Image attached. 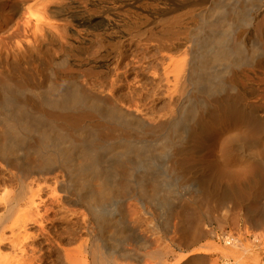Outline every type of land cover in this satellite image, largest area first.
<instances>
[{"label":"bare ground","instance_id":"obj_1","mask_svg":"<svg viewBox=\"0 0 264 264\" xmlns=\"http://www.w3.org/2000/svg\"><path fill=\"white\" fill-rule=\"evenodd\" d=\"M168 1L169 0H0V26L3 27L2 30L4 29V27H8V26H11L10 28L12 29L9 32L6 30L7 33H5V34H7V35L3 34V31H5V29L3 31L1 30L2 33H0V34L1 35L3 34V36L0 35V46L1 47L3 46L5 48L6 46H9L6 44H11L10 46L13 47V50H11L10 52H8L9 50L8 51L5 50L3 52H1L2 50L0 51L1 52L0 53V75L3 77L4 82L7 83L8 85H11V86L18 85L23 89L21 91L19 90V92H17V93L12 91V89H8L7 88L8 85L7 86L3 85L4 84L2 81L3 79H2V77H0L2 79V80L0 79L1 80L0 81V123L3 124L2 129H1L2 134L7 135L9 137V140H12V143H13V139H18V141L20 142V140H22V139L23 140L24 139H32V137H33L32 135L36 134L39 137V140H38L39 141V144H38L39 149L49 145L48 141L51 140L49 138L51 137V134L53 132H55V134L56 133L59 134L60 137H63L66 140L64 142V140H62V138H61V140L63 142H60V143L55 145V147L57 146V150L54 148L55 153L53 154L52 158L55 157L56 152H57V154L62 153L61 155H64V159L62 160V163L64 162V164H69L70 169H71L70 158H71V154L73 153L72 152L73 151V149H72L73 144H74V142L80 143L81 142V135H83V133H86L87 131L92 133L91 136H93V138L92 137H90V138H92L94 140V142H92V140H91L92 145L89 148L90 151L100 149V148L102 149V148L107 146V147H111L113 149H120V148H122V149L129 148L130 149V148H133L136 150L137 149L140 150V148H141L143 152H145V151L150 152L151 151L150 146L152 145V147H153V145H155L158 148L157 149L158 153L163 152L160 154L161 155L163 154L164 157H167V161L163 167L165 169V171L161 168V171L165 172V176H164V174L162 175V176H164L163 178H165V180L163 181L162 180L163 178L159 177V178H161V181H163L165 183L164 184L165 187H163L162 189L155 187L151 191H145L144 189H138V190H140V193H139L140 195L138 194V198H137L136 194H133V195H134V197L137 198L136 201H138V204L140 203L143 213L146 214L147 216H149V215L150 216H156V215L152 214V213H155L154 211H152V209H148V210L152 211V213H151L147 210V208H145L147 206V203H148V206L149 205H151V207H152V205L156 206V208L154 207L155 209L153 207L152 208L154 210L158 211V213L156 212L157 216L155 217L157 222H158L157 227H160V229H161L160 231H162L163 237L165 239H167L169 242V245H170L169 250L170 251L168 250V253L164 252V251H163V253H160L158 251L155 252V250H153V252H150V251L144 252L143 250H144V246H145L144 244L145 243H142L139 241L136 242L137 245L135 244L136 247L134 249L133 248L130 249L127 247L128 241L130 240V237L124 231V230H126L125 227L128 225V224L126 225V219L124 218L125 215L122 216L121 213L118 212L119 208H118V210L114 209V208H116V207H114L115 205L113 203H110V202H112V200L114 198L113 195L115 194V192H114L115 189L105 188V190H103L101 192H93V191H91V189L89 187L91 192H89L87 190L85 191L90 179L94 175H101L102 174L100 172L101 168L99 169L100 164L97 165V163H96L97 160L93 159V162L91 161L90 166L86 164L89 167L88 170H86L85 168H84L85 170L81 169L83 167L80 168L79 166H78L79 168L72 167V169H74V170L69 169L70 173L66 179L62 175L54 174L52 176L53 186H51L52 188L49 186L51 188L49 191L50 200H52V202L54 201V202L58 203L57 205H59L61 203L60 200L68 199V194H70L69 190L71 188L74 189L76 196L79 199L78 201L80 202V200H81V203L83 202V204L84 203L86 204L84 209L81 210V212L78 214L82 213L85 216H86V214L88 216L90 215L93 220H96V221H93V220L92 221L94 223H96L97 226L96 225L95 226L97 227V230H98L97 233L95 232L96 234L94 235L93 242L90 246H88V244H86V242H81L77 248H73V249H66L65 248L64 249V251H65L64 252L65 264H120L121 260H126V259H129L132 263H137L140 260V258H144V257H148V258L154 257L157 260L155 262H157L158 264H162L163 262H164L163 264H204V259L201 255V253L199 252V250H198V252L192 251L193 253H190L191 251L189 252V248L193 245L195 246L197 244H200L201 237H203V235H204V233L202 232V223L204 222V220H203L204 216L207 217L208 212L211 209L214 210V209H218V208H224L225 207L224 202L229 200V199L224 200V202L222 200L220 202L218 200V197H219L218 192L216 191L217 188L216 189L214 188L216 185L212 186V184H210V182L208 181L209 184L211 185L210 186L209 184L206 183L205 178H204V180H202V179H200V177H197L198 178V184L196 186H195V183H197V180H196L197 178L194 179V180H196V182L194 181L195 187L193 186L195 189L193 190V192L191 191L192 192L191 195L186 194L184 192V189L186 186L185 180L189 177L188 176L189 172H187V169H189V168H186L188 166L186 165V167H185V165L182 163V161H180L179 159H176L175 155L177 154L180 156V154H189V151L192 150L193 147L196 149V147L198 146L199 140H198V142L193 141V143L191 142L192 143L191 144L187 140H186L187 141L186 142L185 139L189 138L192 134H193L192 136L196 135L197 139L202 137L201 136L202 133L200 132V127L197 124L198 121H196V123L193 124L191 127L187 126L185 128V131L183 132L184 135L180 134L181 139H179L180 136L178 134H177L178 139H176V137H174V138L170 137L172 135V132L170 133L171 135L169 134V132L173 129L172 127H174V126H171L172 129L170 130V128L167 125L165 127L164 126L161 127L159 125V127H161V129H160L161 133L158 132L159 129L157 127V130H158L157 132L159 134L153 130V131H151L152 133L149 134L151 136L147 135V139H146V137H145L146 134L144 135V134H142V132H140L138 130L139 124H137L138 125L137 126L134 123V120H132L133 118L131 117L130 113H125L124 112L125 110L123 111L122 109H120L117 106V103L120 102V99H122V101H124V102L126 101L127 104L132 105L133 106L132 108H134L135 106L138 107L139 103H141L140 96L138 97L137 96L138 94L136 93L137 90H140L138 88H139V85L141 83L139 82V79H137V78H139L141 75L138 76L139 74L134 73L136 75L135 76L133 75V77H132L133 81L130 80L131 82H129V79L131 78V77L129 78V76H130L129 73L131 71L129 72V68L123 69V67H126L128 65H126V66H122L123 64L120 65V66H122V68L119 66L120 63H123V61H125L124 58H125V56H127L126 54H129V53H126L125 50L126 49L128 50V48L130 49V47L126 48L125 50L121 49L123 43L128 41L129 42L128 44H132V45L138 44L137 47H139V45H141V47L145 46L146 49L148 48L147 50H149L151 47H154L153 49H155V47L156 48L158 47V49L161 51V54H162L161 57L162 58L158 56L159 54H156L159 57V59L157 57L158 60H156V58H155L156 61L155 60L154 61L157 64V61H160V59L162 60L161 61L162 67H163L162 69L165 73V74L164 73H162V74H163V76L167 75L166 77L164 76L165 78H163V80H167L166 82L171 81L172 79L169 80L168 78H169L170 74H173L171 77L174 79V81L179 82V80H181L182 76L185 75L184 73L187 71L186 70L187 64L185 62L187 60L181 59L180 56L178 58V53L180 52V50L183 47H185L187 41L191 40L194 43V46H196V47H194L192 49L193 50L192 51L193 57L191 56L192 61H190V64H188L187 68L189 70L190 76L193 78V81L195 80V81L201 82L200 80L202 78H205V76H207V77L210 76L209 73L211 72L213 65L216 63H219L223 67L222 70L218 71L214 75H215V79L217 80V87L220 88L219 90H222L223 92H226V93H222V91H221L222 94L220 93L218 96H217V94H215L216 97H214L215 95L214 96L211 95V97H214V98H211L212 99L211 102H212V104H214L216 106L213 109L217 108L218 112L222 113V115L224 114V115L230 116L231 119L234 118L233 121H236L235 119H242V120L246 119V120H248L250 122L249 125L247 124L248 126L252 125L251 128H254L255 130H257L258 132H260L264 135V118L260 115L261 112L259 113L258 111H255V109L254 110L248 109L249 107L245 108L242 104L243 103L242 102L243 97L238 92V83H237L238 81L236 79H238L237 77H239L242 73L243 69L241 70L239 67H240V64H242L243 62L240 63L237 59H239V57H240L239 55L245 51V43H244V37H243V32H242V28L244 26H238L237 25V27H235V28H237V30H236L237 32H236L235 29H233L234 27L232 28V26H234V25H232L229 22L230 20L228 21L227 19H225V21L227 20V22H229V23H226L224 21V19H222L223 17H221V15H218V17H221L220 19H222V21L219 19L220 22H214V21L210 22L212 19H210V21H208V17L210 18L211 15H208L207 14L208 12L207 13L203 12L204 13L203 14L197 8H194L191 12L188 11L189 13H186L184 15H180V14L179 15L178 14L173 15L169 11L165 12V13H161V12L158 13L157 11L154 10L155 12H153L152 8H153L154 4L155 5L161 4L162 8H164V7H167L170 5L169 4L170 1L169 2ZM57 3H60V5L61 4L62 5L60 7H58L59 4L57 5ZM63 4H64V6H63ZM73 4L75 5V8L77 9V12L79 14H81V15L84 14V15H82L81 18H79V20L82 21L83 23H86L88 21V23H89L88 26H86V25L81 26V25H79V23H75V24L73 23V22L79 21L78 19H76V16L73 13H71V11H70L72 8L71 5H73ZM191 5H193L195 7L199 4H191ZM154 8H156V7L154 6ZM217 9L219 10V8L215 7V9L213 8V9H211V11L210 10L209 11L213 13ZM222 9H221V11H222ZM72 10H73V8H72ZM210 12H209V14H210ZM216 12H215V14H216ZM225 12H227V11H225ZM87 13H89V14H87ZM215 14L213 13V15H215ZM87 15H89V17ZM154 15H157L159 18L154 17ZM184 17H187V18H184ZM235 17H234V19H235ZM215 18H216V16H215ZM155 19H157L160 22V24L159 23L156 24L154 22ZM187 19L190 20V23L186 22ZM238 19L241 20L240 18H238ZM243 19L240 22L244 25L246 23V21ZM250 19L251 18H249V20ZM216 20H218V19H215V21ZM261 20H262V18H261ZM259 22H260V20H259ZM69 23H73L75 26L71 27V25ZM224 23L226 25H224ZM222 24H223V26H227V27H225V30H219V26ZM261 27L262 26L256 24V27H255L256 30H255V32H253L254 38L262 35ZM226 28L227 29L232 28V30H234L236 33L235 34L233 33L234 35L231 36L232 34L229 35V31ZM182 29H184L183 30L184 31L183 34L185 37L184 41L183 40L174 41L173 40L174 38L172 39V37L173 36L175 37V35H178V33H179V35L182 34V32H183V31L181 32ZM80 31L84 32L83 37H87V38H89V40L94 41V42L96 41L99 45L102 44L105 47L104 51H101L99 53V55L92 60L91 59L85 60L82 57L78 56V55L81 56V54L84 53V51L87 47L86 43L83 41L82 42L81 41L75 42L74 44H69L66 47H62V44L61 45L57 44V42L59 40L56 39V33L62 34L63 37L67 36L69 38L75 37V38L80 39L82 37V34L80 33ZM230 33H232V32L230 31ZM170 37H171V40H170ZM181 39H183V38H181ZM177 40H179V39H177ZM261 40H262V38H261ZM125 44H127V43H125ZM157 44H160V46H158ZM99 45H98V47H99ZM7 48H5V49H7ZM158 49H155V50L158 52ZM150 50L152 51V48ZM250 50L253 54L256 52H259L258 54L261 53L264 56V48L260 49L259 47H251ZM153 51H152L151 55H155V53H157V52L154 53ZM94 52L92 55L95 56V54H97V52L96 53H94ZM57 53L61 54L62 56L61 57H55V54H57ZM72 53H74V54H72ZM68 54H71L72 56L77 55V57L75 56L74 60H70V58H68L69 57ZM183 54H185V53H183ZM44 56L47 57L46 60H48L47 62H49V66L47 65L48 70H51L49 68L55 69L58 67L62 69L64 67L66 68V66L70 65L71 66L70 68L75 69L76 72L81 71L82 73L78 76V78L80 77L84 83V85H83L84 91L82 93H81V91H80V93H78V91L75 92L74 87H72L73 93L70 95L66 94L64 87L66 86V87H69L68 89H70L72 84L78 82L77 80H76V82H74V79L77 76L75 75L76 77L74 79H70V78H65L63 76L57 77V75H58L57 74L55 76L57 77L58 80H55V79H53L54 73L52 70L49 72L50 75L48 74V78H46V81H44L45 82L44 85H42L41 80L44 79L43 78L44 71H45L44 66H46V65L43 66L44 61H42V60H43ZM127 58H126V60H128ZM130 58L132 59V57H130ZM153 59H152V61H153ZM240 59H241V57H240ZM252 59H253V56H252ZM149 62H151V61H149ZM129 63H131V61ZM160 63H158V65ZM263 64H264V58L262 61L258 62L256 65L262 66ZM155 65L154 64H148L146 66V68L148 69L147 71H150V72H148V74L150 73L152 78L154 77L153 75H156V73H157V72H155L157 69L154 70V68H157L156 67L157 65L156 66ZM248 65H250V64H248ZM159 67H161V64L159 65ZM141 68H142V66H141ZM146 68L144 66L143 70L146 71ZM45 69H46V67H45ZM136 69H138V68L136 67ZM140 70H138V71H140ZM140 73H142V72H140ZM212 73L213 72H211L210 74H212ZM142 75L144 76V72ZM214 75L210 78H214ZM207 77H206V79H207ZM226 77L228 78L227 80H226ZM124 80L127 83L126 84L127 88H125L124 84H122V82ZM203 80H205V79H203ZM203 80H202V83H204ZM159 81H161V80H159ZM208 81L210 82V80H208ZM151 82H152V79H151ZM206 82H207V80H206ZM168 83H170V82H168ZM213 83H212V85H213ZM161 84H163V83H161ZM168 85H170V84H168ZM194 85H196V84H194ZM209 85L211 86V82ZM79 86H81V85H79ZM122 86H124V87H122ZM183 86L181 85L182 88H183ZM210 86H208V87H210ZM171 87L169 89H171ZM187 87H188V85H187ZM136 88H137V90H136ZM141 88L143 89V87H141ZM142 89H141V92L143 91ZM213 89H214V87H213ZM213 89H211V90H213ZM78 90H80V89H78ZM194 90L197 91L196 89H194ZM214 91H216V90L214 89ZM217 91H218V89H217ZM69 93H71V92H69ZM200 93L202 94V92H200ZM44 94L54 95L55 98L50 99L49 95L45 97ZM241 94H243V92ZM139 95L142 96V94H139ZM143 96L141 99H143ZM148 96H150V95H148ZM198 96H199V98H201L200 95H198ZM98 97H103L104 100H107L111 104V106L103 105V107H102V103L97 99ZM146 99H147V97H146ZM172 99H174V98H172ZM243 99H245V98H243ZM164 101H166V100H164ZM199 101H201V100H199ZM63 102H64V105L62 106L61 104ZM202 102H200V103H201V107L204 110H206L208 107L210 108L211 104H210V106H207V108H206L205 104ZM167 103H168V101H167ZM193 103H196V102H193ZM209 103H210V101H209ZM46 107L48 109H46ZM144 107H146V106H144ZM193 108H191V111L195 110ZM182 109L180 108L181 111H182ZM187 109L189 111V108H187ZM211 110H212V107H211ZM183 111H182V113H184ZM191 111H190V113H191ZM136 112H138V111H136ZM262 112L264 113V111H262ZM211 114H213V113H211ZM217 114L219 115V113H216V116H217ZM150 115H151V112H150ZM187 115H189V112ZM192 115H195V114H192ZM192 115H191V117H195ZM214 117H213V119H214ZM227 118H229V117H227ZM193 119L194 118H192L191 120H193ZM137 120H139V119H137ZM204 120H205V118H204ZM209 121H211V120H209ZM189 123H190V121H189ZM205 126H207V125H204V127ZM140 127L142 128V126H140ZM154 127H155V125H154ZM154 127H151V128H154ZM166 127H168V128H166ZM177 128H178V126H177ZM181 129H182V127H181ZM181 129H180V131H181ZM246 129H248V128H246ZM163 130H164V132H163ZM182 130H184V128ZM174 131L176 132V129L173 130V134H174ZM178 131H179V129H178ZM247 132H250V131H247ZM149 137L151 138V140L149 139ZM105 138H107L108 140L106 141ZM176 140L177 141L183 140V142L181 144L177 145L178 142H176ZM247 141H248V139H247ZM230 142H232V141H230ZM16 143H14V144H16ZM76 143H75V146L79 145ZM38 146H36V147L38 148ZM236 146H238V145H236ZM244 146H246V145H244ZM247 146H249V143ZM252 146H250V147H252ZM11 147L12 146H10L9 144L1 145L0 146V154L2 155L4 153H6ZM80 147H82V146L80 145ZM144 147L145 148L147 147L149 149L146 148V150L144 151V149H145ZM32 148H34V145L32 146ZM86 148H87V145H86ZM31 150H33V149H31ZM34 150H35V148H34ZM28 151H30V150H28ZM193 151H192V153H193ZM93 152L95 153V151H93ZM137 152H139V151H137ZM235 152H237V151H235ZM132 153H134V152H132ZM149 155H150V153H149ZM163 155H162V157H163ZM241 155H243V153ZM73 156H72V158H73ZM135 156H137V155H135ZM138 156H140V155H138ZM96 157H97V155H96ZM147 157H148V153H147ZM237 157H236V160H237ZM142 158H143V156H142ZM154 158H153V160H154ZM156 158H158V156ZM46 159L47 158H45V160ZM90 160H89V162H90ZM140 160L142 161L141 158H140ZM249 160L251 161V159H249ZM54 161H56V160H54ZM84 161L86 162V160H84ZM143 161H145V159ZM147 161L148 160H146V162ZM255 162H256L255 164H257L259 169H260L259 172H262V176L260 177L259 180L258 179L257 180L259 182L258 184H260V186H262V189H263V187H264V160L257 158L255 160ZM45 163H46V161H45ZM142 163H144V162H142ZM152 163H153V161H152ZM47 164L49 165V163H47ZM81 164H84V163H81ZM252 164H254V163H252ZM120 165H122V164L120 163ZM133 165H135V164H133ZM66 166L68 167V165H66ZM75 166H77V165H75ZM87 166H86V168H87ZM156 167L157 166H155V168ZM24 170L25 169H21V171H20V173L22 174V178H19L21 186L18 189V191L10 198L9 208H8V212H7V215L9 217L13 218L12 227L10 228L9 232H10V238H11V247L14 250V253L12 254L13 256H11V258H10V264H35L36 261L39 260V257L36 255V253L38 251L37 250L38 247L36 245L37 243L35 244V242H33V241L37 240V238H39V236H45V235L49 236L50 235V234H48L49 232H47L46 226L44 225V223L49 220V214H51V211L53 210L54 207H48L46 204L47 201L45 199H43V197L40 195V192L42 191V187H40L39 183L37 185L38 187L36 188V190H32V191L28 192V185H26L24 183L25 179L23 180L24 176L26 175V171H24ZM47 170H48V167H47ZM49 170L47 172H50ZM155 170H157V169H155ZM147 171H149V169H147ZM40 172H42V171H40ZM40 172H37L35 170L32 173L33 179L37 182H38V179L36 178L37 176L35 177L34 175L40 174ZM151 172H154V171H151ZM147 174H149V173H147ZM147 174H145V175L147 176ZM113 177H114V175H113ZM128 177H129V175H128ZM153 177H155V176H153ZM190 177H191V175H190ZM191 178L193 179L194 177H191ZM248 178H250V177H248ZM127 180H129V178ZM188 180H191V179H188ZM35 181H34V183H35ZM156 181H154V183H156ZM102 184H103V181H102ZM34 185H36V184H34ZM127 185H129L128 182H127ZM140 185H141V183H140ZM244 186H246V185H244ZM49 187L47 189H49ZM188 188H189V185H188ZM249 188L251 189V187H249V185H248V189ZM190 189H193V188H190ZM222 189H226V188H222ZM253 189H255V188H253ZM138 190H136V191H138ZM240 192H242V191H240ZM117 193H119V192H117ZM133 193H134V189H133ZM58 194H60V195L58 196ZM127 194H128V192H127ZM254 194H255V192H254ZM239 195H242V194H239ZM114 196L117 197L116 195H114ZM229 197H230V195H229ZM130 198H132V197L130 196ZM226 198H228V197H226ZM117 200H120V199H117ZM260 200L261 199H259V201ZM21 201H23L22 205H20ZM67 201H69V200H67ZM145 201H146V203H145ZM118 202H120V201H118ZM228 204H230V203H228ZM231 204L233 205V203H231ZM226 206L228 207V205H226ZM128 208H130V207H128ZM128 208L126 209L127 211H129ZM122 209H121V211H122ZM133 209L134 208H132V210ZM139 210H141V209H139ZM124 212H126V211H124ZM115 213H117V214H115ZM134 213H135V211H134ZM136 213H138V211H136ZM243 217H244L243 221H245L246 224L250 225V227L248 229L251 228V229H254L255 231H257L262 226V228L264 230V227H263L264 224H262L264 217L262 215H260V218L258 217L257 219H254L252 214H250L247 211V213H244ZM83 218L85 219L86 217H83ZM152 218L154 219V217H152ZM55 219H57V218H55ZM213 219H215V217ZM73 223H75V222L73 221ZM87 225H86V227H87ZM106 225H112L115 228H117V230H118V233L116 232L117 235L112 237V238L107 237L104 233V229H105ZM34 226L37 227V233L36 234H30L29 229L31 227H34ZM88 230H89V228H88ZM211 234H213V233H211ZM73 235H75L74 231H73ZM258 236H260V235H258ZM258 236H254V237L257 238ZM66 237L68 239L69 245L73 244L74 242H77L76 240L74 241V238L72 236V232H70L69 237L68 236H66ZM128 237H129V240H128ZM46 238H47V240L49 239L48 237H46ZM50 238L52 239V242L58 243V241H56V237L52 238V236H50ZM133 240L136 241L135 238ZM131 241H132V239H131ZM225 241L228 242L229 245L232 247V249L235 251H237L238 248H239L238 250H241V251H246V250L248 251V249L244 248L243 244L240 243L238 240H231L230 238L225 237ZM48 245H49V243H48ZM51 245H53V244L51 243ZM55 249H56V247H55ZM60 258H61V256H60ZM129 260H127V261H129ZM60 263H61V261H60ZM139 263H141V262H139Z\"/></svg>","mask_w":264,"mask_h":264},{"label":"rangeland","instance_id":"obj_2","mask_svg":"<svg viewBox=\"0 0 264 264\" xmlns=\"http://www.w3.org/2000/svg\"><path fill=\"white\" fill-rule=\"evenodd\" d=\"M169 1H170V3H169L170 5L167 7H164L165 9L162 8L161 4H158V5L154 4V6L156 8H154V6H153V8H152L153 12L157 11L158 13H160V12L165 13V12L169 11L173 15L174 14L184 15L186 13H189L188 11L191 12L194 8H197L201 13H203V12L207 13L208 12L207 14L211 15L210 18L208 17V21H210V19H212L210 22H212V21L220 22V20L222 21V19H224V21H225V19H227L228 21L230 20L229 22L232 25H234V26H232V28L234 27L233 29H235V31L237 30V28H235V27H237V25L238 26H244L242 28V32H243L244 43H245V51L239 55L241 57V59H240V57H239V59H237L240 63L243 62L242 64H240V67H239L241 70L243 69L242 73L239 77H237L238 79H236L238 81L237 82L238 83V92L240 95H242L243 98H245V99L242 98L243 106L245 108L249 107L248 109H253V110L255 109V111H258L259 113L261 112L260 115L264 118V113L262 112V111H264V64L262 66L256 65L258 62L263 60L264 56L261 53L258 54L259 52H256L253 54L250 50L251 47H259L260 49L264 48V39H263L264 38V29H263L264 28V0H169ZM58 4H59L58 7H60L62 5V4L60 5V3H57V5ZM191 4H199V5L194 7ZM63 6H64V4H63ZM71 6L74 10L73 11L71 8V10H70L71 13H73L76 16V19L79 20V18H81L82 15H84V14H82V15L79 14L77 12V9L75 8L74 4ZM215 7L219 8V10L218 9L216 10L217 12L214 10L217 15L215 14V12H213L215 15H213V13L210 12L211 9H213V8L215 9ZM221 9H222V11H221ZM225 11H227V12H225ZM209 12H210V14H209ZM87 14H89V13H87ZM218 15H221V17H223V18L220 19L221 17H218ZM87 16L89 17V15H87ZM212 16L214 18L216 16L215 19H218V20L215 21V19ZM154 17H158V16L154 15ZM234 17H235V19H234ZM237 17L240 18L241 20H239ZM248 17L251 18L250 19L251 21L249 20ZM184 18H187V17H184ZM261 18H262V20H261ZM242 19L246 21V23L244 25L240 22V21H242ZM227 20L225 22L229 23V22H227ZM259 20H260V22H259ZM79 21L73 22V23L74 24L79 23V25H81V26L82 25H86V26L89 25L88 21L86 23H83L82 21L79 22ZM154 22L156 24H158V23L160 24V22L157 19H155ZM186 22L190 23V20L187 19ZM73 23H69L71 25V27L75 26ZM256 24L262 26L261 27L262 35L254 38L253 32H255V30H256V28H255ZM224 25H226V24L224 23ZM8 27H4L5 31H3L4 30V29L2 30L3 27L0 26V33H2L1 32V30H2L3 34L7 35L5 33H7V31L9 32L12 30L10 28L11 26H8ZM225 27H227V26H223V24H222L219 26V30H225ZM232 28L231 29L226 28L229 31V35L232 34L231 36H233L237 32V31L235 32L234 30H232ZM183 30L184 29H182L181 32ZM230 31L232 33H230ZM80 33L82 34V37L80 39L75 38V37L69 38L67 36H66L67 37L66 38V37H63L62 34L56 33V39L59 40V41L57 40L58 41L57 44H59V45L62 44V47H66L69 44H74L75 42H80V41L85 42L87 47H86L84 53H82L81 56L78 55L79 57H82L85 60H90V59L92 60L95 57H97L101 51H104V49H105L104 45H102V44L99 45L96 41L94 42V41L89 40V38H87V37H83V34H84L83 31L82 32L80 31ZM183 33H184V31L180 35L178 33L179 36L175 35V37L173 36L172 39L174 38L173 39L174 41H180V40L184 41L185 37H184ZM3 34L2 35L0 34V35L3 36ZM181 38H183V39H181ZM261 38L263 41L261 40ZM177 39H179V40H177ZM170 40H171V37H170ZM191 42H192L191 40H188L185 47H183L180 50V52L181 51L182 52L178 53V58L180 56L181 59L187 60V61H185L187 64L186 65L187 71L184 73L185 75L183 74L184 76H182L181 80H179V82H176L171 77L173 74H170L169 78H168L169 80L172 79L171 81H168L170 83L166 82L167 80H163V78H165L167 75H164L165 76L164 77L162 74V73H164V71L162 69L163 68L162 62H161L162 60L160 59V61H157V64L155 62L162 55L161 51L158 49V47L157 48L155 47V49H158V52L155 49H153L154 47H151V48H152V51L154 50L153 51L154 53L157 52V53H155V55L159 54L158 55L159 57L157 55L156 56L151 55V53H152V51L150 50L151 48L149 50H147L148 48L146 49L145 46H142L143 48L141 47V45H139V47H137L138 44H133V45L128 44L129 43L128 41L125 42L127 44L123 43L122 48H121L123 50H125L128 47H130V49L133 46L134 47L131 50L129 48H128V50L127 49L125 50V52L129 53V54H126L127 56H125V58H124L125 61H123V63H120L119 66L122 64H123L122 66L128 65L126 67H123V69L129 68V72L131 71L129 73L130 74L129 78L131 77L129 79V82L133 81V79H132L133 75L134 76L136 74H139L138 76L141 75L139 78H137V79H139V82L141 83L139 85V88L137 87L140 90H137V88H136V90H137L136 93L138 94L137 95L138 97L140 96L141 103H139V106L137 105L138 107L135 106L134 108H132L133 107L132 105L127 104L126 101H125L126 102L125 103L124 101H122V99H120V102L117 103V106L120 109H122L123 111L125 110L124 111L125 113H130L131 117L133 118L132 120H134V123L136 125L139 124V126L137 125L139 127L138 130L140 132H142V134H144V135L146 134V136H145L146 139H147V135L152 133L151 131L154 130L157 132L158 131L157 127H158V129H159L158 132L161 133V131H160L161 127H163V126L165 127L166 125L170 128V130L173 128L169 132V134L172 132V135L170 134L171 135L170 137H172V138L176 137V139H178L177 136L179 135L180 136L179 139H181L180 134L184 135L183 132L185 131V128L187 126L191 127L193 124L196 123V121H198L197 124L200 127V132L202 133L201 134L202 137L197 139V136L196 135L192 136L193 135L192 134L189 138L185 139V141L187 140L190 143L191 142L193 143V141L198 142V140H199L198 146L196 147V149L192 146L193 149L189 151V154H180V156L177 154L175 155L176 159H179L180 161H182V163L185 165V167L187 165L188 167H186V168L190 169V170L187 169V172H189L188 173L189 177L185 180L186 186H185L184 192L186 194L191 195V193L195 189L194 187L198 184V178L197 177H200V179H202V180H204V178H205V181L207 184H209V182H210V184H212V186L216 185L214 188L215 189L217 188L216 191L218 192V196H219L218 200L220 202L222 200H223V202H224V200H227V199H229V200H227L228 202L227 201L224 202L225 203L224 208H218V209H214V210L211 209V210H209L207 217L204 216V218H203L204 224L202 223V232L204 233V235L202 234L203 237H201L200 244H197L195 246L194 245L191 246L189 248V252L191 251L190 253H193V252H198V250H199V252L201 253V255L204 259V264H264V230H263L262 226L257 231H255L254 229H251V228L248 229L250 227V225L246 224L245 221H243L244 213H247V211L250 214H252L254 219H257L258 217L260 218V215H262L264 217V212H263L264 211V187L262 189V186H260V184H258L259 183L258 180L262 176V172H259L260 169H259L258 165L255 164L256 163L255 160L257 158L264 160V153H263L264 152V135L262 133L258 132L257 130H255L254 128H251L252 125L248 126L250 124V122L248 120H246V119H244V120L235 119L236 121H233L234 118L231 119L230 116H227L224 114L222 115V113L218 112L217 108L213 109L216 106L214 104H212L211 98L216 97L215 94H217V96H218L222 91V90H219L220 89L219 87H217V80L215 79L214 74H216L218 71L222 70L223 67L219 63H216L213 65L214 68L212 67V69H211V72H213L212 74L214 75V78H210L213 75L210 74L211 72L209 71L210 76H208V77L205 76V78H202L200 80L201 82H198L195 80L193 81V78L190 76L189 70L187 68L188 64H190V61H192L191 60L193 57L192 56L193 55L192 49L194 47H196V46H194V43L193 42L191 43ZM6 45L10 46L11 44H6ZM98 45H99V47H98ZM157 45L160 46V44H157ZM9 46L5 47V48L8 47L7 49H5L3 46L2 47L0 46V48H1L0 51L2 50L1 52H3L5 50L6 51L9 50L8 52H10L11 50H13V47L12 46L9 47ZM92 51L93 52L95 51L94 53L97 52V54H95V56L92 55L93 54ZM183 53H185V54H183ZM72 54H74V53H72ZM68 55H69L68 58H70V60H74L75 56L77 57V55H75V56L74 55L72 56L71 54H68ZM61 56H62L61 54H58V53L55 54V57H61ZM252 56H253V59H252ZM130 57H132V59ZM157 57H158V59H157ZM126 58L128 60H126ZM155 58H156V60H155ZM46 59H47V57L44 56L43 60H42V61H44L43 66L46 65V66H44L45 71H44V75H43V78L45 80L42 78L43 79V80H41L42 85H44V83H45L44 81H46V78H48V74L50 75L49 72L52 70L54 73L53 79H55V80H58L57 77H62V76L65 78H70V79H74L77 76L74 79V82H76V80L78 82L72 84L70 89H68L69 87H66V86H65L66 88L64 87L66 94L70 95L73 93L72 87H74L75 92L78 91V93H80V91H81V93H82L84 91V89H83L84 83L80 77L78 78V76L82 73L81 71L76 72L75 69L70 68L71 67L70 65L66 66V68L64 67L62 69L58 67L55 69L49 68L51 70H48L49 62H47L48 60H46ZM152 59H153V61H152ZM129 60L131 61V63H129L130 62ZM149 61H151V62H149ZM158 63L161 64V67H159L160 64L158 65ZM148 64H154V65L156 64L157 65V66L155 65L157 68H154V70L157 69L155 71L157 73H156V75H153L154 76L153 78H152L150 73L148 74V72H150V71H147L148 69L146 68V66ZM248 64H250V65H248ZM122 66H120V67L122 68ZM141 66H142V68H141ZM144 66L146 68V71L143 70ZM45 67H46V69H45ZM136 67L138 69H136ZM138 70H140V71H138ZM140 72H142V73H140ZM143 72H144V76L142 75ZM134 73H136V74H134ZM55 75H57V77ZM0 77H2V76L0 75ZM206 77H207V79H206ZM2 79H3V77H2ZM151 79H152V82H151ZM203 79H205V80H203ZM227 79L228 78L226 77V80ZM159 80H161V81H159ZM202 80L205 84L202 83ZM206 80H207V82H206ZM208 80H210L211 86L209 85L210 82ZM2 81L4 83L3 85H6V86L8 85L7 83L4 82V79ZM123 82H122V84H124L125 88H127L126 81L124 83ZM160 82L163 84H161ZM167 83L170 85H168ZM212 83H213V85H212ZM194 84H196V85H194ZM79 85H81L82 87ZM181 85L182 86L184 85L183 88L184 87L185 88L183 89L181 87ZM187 85H188V87H187ZM207 85L210 87H208ZM8 86H7L8 89H12V91H14L16 93L19 92V90L20 91L23 90L18 85H16V86L8 85ZM124 86H122V87H124ZM141 87H143V89ZM170 87H171V89H169ZM213 87L216 91H214ZM78 89H80V90H78ZM141 89L143 90L142 92H141ZM194 89H196L197 91H195ZM211 89H213V90H211ZM217 89H218V91H217ZM69 92H71V93H69ZM200 92H202V94ZM242 92H243V94H241ZM222 93H226V92L222 91ZM139 94H142V96L144 95L143 99H141L142 96ZM44 95H45V97L49 95L50 99L55 98L54 95H50V94H47V95L44 94ZM148 95H150V96H148ZM198 95H200L201 98H199ZM211 95H213V96L215 95V96L211 97ZM146 97H147V99H146ZM172 98H174V99H172ZM97 99L102 103V107H103V105L111 106V104L107 100H104L103 97H98ZM164 100H166V101H164ZM199 100H201V101H199ZM167 101H168V103H167ZM209 101H210V103H209ZM193 102H196V103H193ZM200 102L204 103L206 108H207V106H210V104H211V106H210V108L209 107L207 108L208 110L207 109L204 110L201 107ZM206 103L207 104L209 103V104L207 105ZM142 104L146 107H144ZM61 105L63 106L64 102ZM192 106L193 107L195 106V107L193 108ZM190 107L195 109L196 111L195 110L191 111ZM211 107H212V110H211ZM180 108L181 109L183 108L182 111L184 110L183 111L184 113H182ZM187 108H189V111ZM46 109H48V108L46 107ZM135 110L138 112H136ZM190 111H191V113H190ZM150 112H151V115H150ZM188 112H189V115H187ZM210 112L213 114H211ZM216 113H219V115L217 114V116H216ZM192 114H195V115H192ZM191 115L195 116V117H191ZM189 117L191 119L192 118H194V119L191 120ZM213 117H214V119H213ZM227 117H229V118H227ZM204 118H205V120H204ZM137 119H139V120H137ZM209 120H211V121H209ZM189 121H190V123H189ZM203 124L207 125V126H205L206 128L204 127ZM2 125L3 124L0 123V146L9 144L12 147L6 153H4L2 155L0 154V264H10V258H11V256H13L12 254L14 253V250L11 247V238H10V232H9L10 228L12 227L13 218L9 217L7 215V212H8V208H9L10 198L18 191V189L21 186L20 180H19V178H22V174L20 173L21 169H25L24 171H26V175L24 176L23 180L25 179L24 183L26 185H28V192H30L32 190H36V188L38 187L37 185L39 183L40 187H42V191L40 192V195L43 197V199H45L47 201L46 204L48 207H54L53 210L51 211V214H49V220L44 223V225L46 226V230H47V232H49L48 234H50V235L49 236H47V235L39 236V238H37V240L33 241V242H35V244L37 243L36 245L38 247L37 248L38 254L36 253V255L39 257V260H37L35 264H37V263L38 264H65V260H64V252H65L64 249L65 248L66 249L77 248L81 242H86V244H88V246H90L92 244L93 237L98 232L97 227H96L97 225H96V223L93 222L96 220H93L90 215L88 216L86 214V216H85L82 213H81L82 215L78 214L81 212V210L84 209L86 204L85 203L83 204V202L81 203V200H80V202L78 201L79 199L76 196L75 190L71 188L69 190L70 194H68V199L60 200L61 203L59 202L60 203L59 205H57L58 203H56L54 201L52 202V200H50L49 191L52 188L51 186H53L52 176L54 174L62 175L66 179L70 173V170H74V169H72V167H75V168L83 167L81 169L85 168L86 170H88L89 167L87 165L90 166L91 161L93 162V159L97 160V162L95 161L97 163V165L100 164L99 169L101 168L100 172L102 174L101 175H94L90 179V181L88 182V185H87L85 191L87 190L89 192H91V191L101 192V191L105 190V188L115 189L114 195H116L117 197H115L113 195V197H114L113 200L114 199L115 200L114 201L112 200V202H110V203H113L115 205V206L113 205L114 207H116V208L113 207L114 209L118 210V208H119L118 212L121 213L122 216L125 215L124 218L126 219V225L127 224L128 225L126 226L127 228L125 227L126 230H124V231L130 237V240L128 237V240L130 242L128 241L127 247L130 249L131 248L134 249L137 245L136 242L139 241V242L145 243L144 244L145 245L144 250H143L144 252H149V251L153 252V250H155V252L158 251L160 253H163V251H164V252L168 253V250L170 247L169 242L167 239H165L163 237V235H162L163 233H162V231H160L161 230L160 227H157L158 222H157L155 217L157 216L158 211L154 210L156 208V206L152 205L153 208L155 207L153 209L151 207V205L148 206V203H147V206L145 208H147V210L152 209V211H154L155 213H152V211H150V210H148V211L151 212L152 214L156 215V216H150L149 215L150 216L149 217L143 213L140 203L138 204V201H136L138 198V194L140 193V190H138V189H144L145 191H151L155 187H157L159 189H162L163 187H165V185H164L165 183L163 182L165 180V178H163L165 176V172L161 171V168L165 171V169L163 167L167 161V157H164L163 154H162L163 155V157H162V155L160 153H163V152L158 153V150H157L158 148L155 145H153V147H152V145L150 146V149H151V151L149 150L150 152L145 151L147 147L146 148L144 147L145 152H143L141 148H140V150L139 149L136 150L133 148H130V149L129 148L113 149V148L107 147V146L102 148V149L100 148V149H96V150H91L92 151L91 152L89 150V148L91 147V145H92L91 143L94 142V140L92 139L93 136H91L92 133L87 131L86 133H83V135H81V142L80 143L74 142V144H73V148H72L73 151L71 150L73 153L71 154V158H70V160L72 161V162L70 161V164H71L70 165L71 169H70L69 164H64V162L62 163V160L64 159V155H61L62 153L57 154V152H56L55 157L52 158L53 154L55 153V149L57 150V146L55 147V145L60 143V142H63L62 140H64V142L66 140L63 137H60L59 134H57V133L55 134V132H53L54 130L52 131L53 133L51 134V137L49 138V139H51L48 141L49 145L39 149V146H38L39 137L36 134L32 135L33 136L32 139H24V140L22 139L24 142L19 139L20 142L22 141L21 143L18 141V139H13V143H12V140H9V137L7 135H4L1 133ZM154 125H155V127H154ZM159 125L161 127H159ZM140 126H142V128ZM171 126H174V127L171 128ZM177 126H178V128H177ZM151 127H154V128H151ZM168 127H166V128H168ZM181 127H182V129L184 128V130H182ZM246 128H248V129H246ZM174 129H176V132L174 131V134H173ZM178 129H179V131H178ZM180 129H181V131H180ZM247 131H250V132H247ZM163 132H164V130H163ZM149 136H151V135H149ZM90 137H92V138H90ZM61 138H62V140H61ZM105 139H106V141L108 140L107 138H105ZM149 139L151 140L150 137H149ZM247 139H248V141H247ZM91 140H92V142H91ZM230 141H232V142H230ZM176 142H178L177 145H179L183 142V140H179V141L176 140ZM14 143H16V144H14ZM75 143L79 144V145H76L77 146L76 147ZM248 143H249V146H247ZM33 145H34L35 150H34V148H32ZM80 145L82 147H80ZM86 145H87V148H86ZM236 145H238V146H236ZM244 145H246V146H244ZM36 146H38V148ZM250 146H252V147H250ZM31 149H33V150H31ZM147 149H149V148H147ZM28 150H30V151H28ZM93 151H95V153ZM137 151H139V152H137ZM192 151H193V153H192ZM235 151H237V152H235ZM132 152H134L135 154ZM141 153L142 154L144 153V154L142 155ZM147 153H148V157H147ZM149 153H150V155H149ZM242 153H243V155H241ZM96 155H97V157H96ZM135 155H137V156H135ZM138 155H140V156H138ZM141 155L143 156L145 161H143L144 159L142 158ZM72 156H73V158H72ZM157 156H158V158H156ZM236 157H237V160H236ZM45 158H47V159L45 160ZM140 158L142 159V161L140 160ZM153 158H154V160H153ZM249 159H251V161ZM54 160H56V161H54ZM84 160H86V162ZM89 160H90V162H89ZM146 160H148V161L146 162ZM151 160L153 161V163ZM45 161H46V163H45ZM142 162H144V163H142ZM251 162L254 164H252ZM47 163H49V165ZM81 163H84V164H81ZM120 163L122 165H120ZM74 164L77 166H75ZM133 164H135V165H133ZM66 165H68V167ZM85 165L87 166V168ZM155 166H157V167L155 168ZM47 167H48V170L50 169L49 170L50 172H47L48 171ZM147 169H149V171H147ZM155 169H157V170H155ZM35 170L37 172L42 171V172H40V174L34 175L35 177L37 176L36 178L38 179V182L35 181L33 179V176H32V173ZM151 171H154V172H151ZM147 173H149V174H147ZM145 174H147V176ZM163 174H164V176H162ZM113 175H114V177H113ZM128 175H129V177H128ZM190 175H191V177H194V178L192 179L190 177ZM153 176H155V177H153ZM159 177L163 178L162 179L163 181H161V178H159ZM248 177H250L251 179ZM128 178H129V180H127ZM188 179H191V180H188ZM194 179L197 180V183H195L196 180H194ZM34 181H35V183H34ZM102 181H103V184H102ZM154 181H156V183H154ZM127 182L129 185H127ZM140 183H141V185H140ZM194 183H195V186H194ZM34 184H36V185H34ZM188 185H189V188H188ZM244 185H246V186H244ZM248 185H249V187H251V189L250 188L248 189ZM48 187H49V189H47ZM89 187H90L91 191H90ZM190 188H193V189H190ZM222 188H226V189H222ZM253 188H255V189H253ZM133 189H134V193H133ZM136 190H138L139 192ZM240 191H242V192H240ZM253 191L255 192V194ZM117 192H119V193H117ZM127 192H128V194H127ZM133 194H136L137 198L134 197ZM233 194L234 195L236 194V195L234 196ZM239 194H242V195H239ZM59 195L60 194H58V196ZM229 195H230V197H229ZM130 196L132 198H130ZM226 197H228V198H226ZM117 199H120V200H117ZM259 199H261V200L259 201ZM67 200H69V201H67ZM118 201H120V202H118ZM22 203H23V201L20 202V205H22ZM145 203H146V201H145ZM228 203H230V204H228ZM231 203H233V205ZM226 205H228V207ZM128 207H130L131 209ZM120 208L121 209L123 208L122 211ZM127 208L129 209V211L126 210ZM132 208H134L133 210L135 211V213L132 210ZM139 209H141V210H139ZM124 211H126V212H124ZM136 211H138V213H136ZM115 214H117V213H115ZM213 216L215 217V219H213L214 218ZM83 217H86V218L84 219ZM152 217H154V219ZM55 218H57V219H55ZM73 221L75 223H73ZM262 224H264V219H263ZM86 225H87V227H86ZM263 227H264V225H263ZM88 228H89V230H88ZM73 231H74L75 235H73ZM29 232H30V234H36L37 233V227H35V226L31 227L29 229ZM70 232H72V236L74 238V241L76 240L77 242H74L73 244L69 245L68 239L66 236L69 237ZM116 232L118 233L117 228H115L112 225H106V227L104 229L105 235L109 238L116 236L117 235ZM211 233H213V234H211ZM258 235H260V236H258ZM50 236H52V238L56 237V241H58V243L52 242V239L50 238ZM254 236H258L257 237L258 239ZM46 237H48L49 239L47 240ZM133 237L136 239V241L133 240L134 239ZM225 237L230 238L231 240H238L240 243L243 244L244 248L248 249V251L247 250L246 251L238 250L239 248L237 249V251L233 250L232 247L229 245V243L225 241ZM131 239H132V241H131ZM50 242L53 245H51ZM48 243H49V245H48ZM55 247H56V249H55ZM60 256H61V258H60ZM127 260H129V259L121 260L120 264H141L142 262H143L142 264H156L157 263V262H155L157 260L154 257L140 258V260L137 263H132L130 260L129 261H127ZM60 261H61V263H60ZM139 262H141V263H139Z\"/></svg>","mask_w":264,"mask_h":264}]
</instances>
